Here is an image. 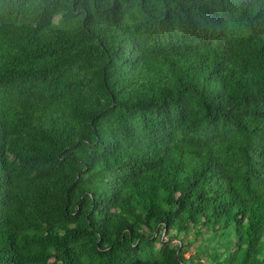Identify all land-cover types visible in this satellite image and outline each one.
<instances>
[{"label":"trees","instance_id":"16d2710c","mask_svg":"<svg viewBox=\"0 0 264 264\" xmlns=\"http://www.w3.org/2000/svg\"><path fill=\"white\" fill-rule=\"evenodd\" d=\"M0 264H264V0H0Z\"/></svg>","mask_w":264,"mask_h":264},{"label":"rangeland","instance_id":"374dc122","mask_svg":"<svg viewBox=\"0 0 264 264\" xmlns=\"http://www.w3.org/2000/svg\"><path fill=\"white\" fill-rule=\"evenodd\" d=\"M185 256H188V252L185 253Z\"/></svg>","mask_w":264,"mask_h":264}]
</instances>
